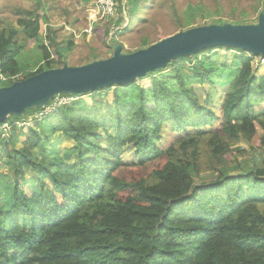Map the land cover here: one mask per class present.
Instances as JSON below:
<instances>
[{
    "label": "trees",
    "instance_id": "trees-1",
    "mask_svg": "<svg viewBox=\"0 0 264 264\" xmlns=\"http://www.w3.org/2000/svg\"><path fill=\"white\" fill-rule=\"evenodd\" d=\"M18 24L29 39H37V17L20 19ZM7 42L0 37V69L10 77L16 73L12 69L15 53L5 50ZM51 47L62 67L64 58ZM216 49L221 47L196 55ZM233 50L237 55L221 75L229 85L222 105L223 131L234 141L243 131L249 141L257 128L264 131V77L251 75L248 52ZM41 51L48 61V48L42 46ZM205 63L193 66L188 81L179 73L154 81L139 90L136 102L131 103L129 92L115 94V117L111 114L99 120L86 111L78 121L76 108L71 107L39 121L37 128L45 130L48 121L49 129L75 144L61 157L51 154L50 164L45 161L47 143L30 128L20 148L7 155L15 185L8 209L0 200V264H264V214L257 209L264 204V160L244 175L218 172L215 181L196 183L186 161H173L174 148L163 153L156 147L164 123L183 135L182 145L186 137H193L188 130L204 134L216 120L188 87L190 83H213L212 75L221 74ZM171 85L176 87L171 89ZM127 86L116 87L125 90ZM149 98L154 102L152 108ZM16 120L20 119L10 116L6 121ZM91 124H96L93 130L88 128ZM12 126L15 124L10 129L11 143L22 133ZM99 129L107 133L105 149L100 146ZM217 138L218 133L213 132L210 143L215 153L221 148ZM260 142L264 146V137ZM128 144L133 146L139 166L161 157L167 161L151 173L153 182H126L113 175L123 165L118 155ZM36 148H42L40 159L33 157ZM73 156L78 163L68 164ZM25 171L35 174L41 188L31 196L20 187Z\"/></svg>",
    "mask_w": 264,
    "mask_h": 264
},
{
    "label": "rangeland",
    "instance_id": "rangeland-1",
    "mask_svg": "<svg viewBox=\"0 0 264 264\" xmlns=\"http://www.w3.org/2000/svg\"><path fill=\"white\" fill-rule=\"evenodd\" d=\"M93 2L94 0H0V37L3 36L8 40L5 50L8 53H15L13 58L15 67L12 69H15L16 73L10 75L11 84L37 71L59 68L60 63L56 61L51 47L53 45L60 51L64 63L72 67L111 57L110 46L113 42L108 39L104 25L95 27L90 37L81 35V31L87 26V17ZM123 4L124 7L120 8V11H124L126 26L115 43L122 46L124 54H129L192 27L223 23L256 24L264 0H123ZM36 17L40 23L39 33L37 39H29L27 32L25 33L24 28L20 27L18 21ZM42 46L48 48L50 52L51 57L48 61L43 59ZM235 55H237L235 50L221 48L203 52L199 56L195 55L188 59H180L171 62L162 70L137 79L125 90L113 86L93 94L78 95L73 101L63 105L57 113L75 107L77 116L74 117L78 118V121H81L86 111L97 115L99 120H104L111 114L115 117V112H112L115 94L129 92L131 103L136 102L140 89L145 90L154 81L175 77L177 73L184 77V81H188L193 76V66L206 62L205 65L215 66L221 74L212 75L213 83H190L188 87L197 102L213 112L216 120L205 129L204 134L194 135L193 130H188L189 135L193 137H186L182 145L179 141L183 135L174 132L172 124L164 123L161 139L156 143V147L163 153L174 148L173 161L177 159L186 161L188 172L196 183L208 184L215 181L219 175L218 172L226 176L244 175L264 160V146L260 142L261 137H264V131L257 128L255 138L249 141L244 138L243 131L238 132L240 134H237V141L230 139L223 131L222 105L229 85L221 75L227 71L225 70L227 67H230ZM246 56L250 58L251 75L256 78L264 77V59L259 56H250L248 53ZM8 69L12 70L11 67ZM175 87L171 85V89ZM147 103L149 107H154V102L150 98ZM29 114L30 112L26 115L29 116ZM27 116H22L19 118L21 120L13 123L7 122L6 128H0V200L5 209H8L11 204L15 185L7 155L20 148L30 128H35L43 137V141L47 143L46 148L49 152L45 158L47 164L52 161L51 154L61 157L65 154V150L72 149L75 145L71 139L63 137L52 128L49 129L46 126L49 124L48 121L44 124L45 130L42 129L43 126L37 128L38 122L27 129L12 126L21 129L22 133L15 135L11 143V125L26 121ZM95 125L91 124L88 128L93 130ZM114 125L115 122L112 123V126ZM107 130L110 132L111 128ZM213 132L218 133L216 142L221 144V148L216 153L214 146L210 143ZM97 133L102 136L100 146L107 148V133L104 129H99ZM32 153L36 159L43 157L42 148H36L32 150ZM118 158L123 165L115 170L113 175L126 182L140 179L153 182L151 173L163 168L167 162L164 157H161L144 166H139L134 148L130 144L123 147ZM72 163H78L75 156L68 162V164ZM21 183L22 191L28 196L38 193L41 189L32 172L25 171ZM128 194L130 195V192ZM257 209L264 214V204L258 205ZM19 221L23 227H26L22 218Z\"/></svg>",
    "mask_w": 264,
    "mask_h": 264
},
{
    "label": "water",
    "instance_id": "water-1",
    "mask_svg": "<svg viewBox=\"0 0 264 264\" xmlns=\"http://www.w3.org/2000/svg\"><path fill=\"white\" fill-rule=\"evenodd\" d=\"M112 55L82 66L49 69L8 86L0 85V124L10 116L47 106L57 95H85L112 86H127L139 78L215 47L238 49L264 59V5L256 24H208L188 28L133 53L119 43Z\"/></svg>",
    "mask_w": 264,
    "mask_h": 264
},
{
    "label": "built area",
    "instance_id": "built-area-1",
    "mask_svg": "<svg viewBox=\"0 0 264 264\" xmlns=\"http://www.w3.org/2000/svg\"><path fill=\"white\" fill-rule=\"evenodd\" d=\"M123 7V0H94L88 13L87 26L81 31V35L85 34L87 37H90L95 27L104 25L106 27L108 39L111 42H115L124 26H126L124 11H120V8ZM11 80V77H5L2 74L0 69V85L1 83H9ZM76 96L78 95H57L52 98L47 106L40 109L26 111L23 116H27L26 114L30 112L26 121L16 123L15 125L19 128L27 129L30 125L43 120L47 116L57 113L63 105L73 101ZM6 126L7 121L0 124V128H6Z\"/></svg>",
    "mask_w": 264,
    "mask_h": 264
}]
</instances>
